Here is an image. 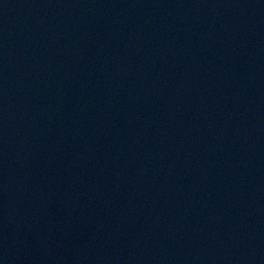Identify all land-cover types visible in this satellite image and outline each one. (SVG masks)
Listing matches in <instances>:
<instances>
[{"label":"water","instance_id":"obj_1","mask_svg":"<svg viewBox=\"0 0 264 264\" xmlns=\"http://www.w3.org/2000/svg\"><path fill=\"white\" fill-rule=\"evenodd\" d=\"M0 264H264V0H0Z\"/></svg>","mask_w":264,"mask_h":264}]
</instances>
